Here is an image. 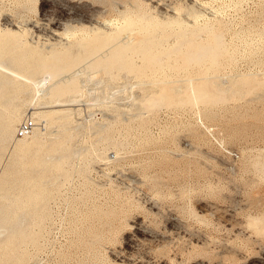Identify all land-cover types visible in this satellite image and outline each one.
Instances as JSON below:
<instances>
[{"label": "rangeland", "instance_id": "rangeland-1", "mask_svg": "<svg viewBox=\"0 0 264 264\" xmlns=\"http://www.w3.org/2000/svg\"><path fill=\"white\" fill-rule=\"evenodd\" d=\"M129 14L160 22L179 17L188 27L213 22L227 45L225 57L219 56L221 72L191 65L189 73L186 67L174 76L183 78L166 83L164 72L173 74L183 62L179 57L167 61L176 70L166 66L156 84L133 73L98 74L82 63L68 73H77L80 94L50 106L70 111L68 124L61 114L47 125L33 120L40 105L23 103L30 89L17 99L23 103L19 124L32 119L45 147L69 140L73 149L62 170L47 171L39 182L48 183L38 206L43 220L36 244L28 245L33 255L27 264H264V0H0V28L18 31L29 45L48 50L43 53L70 48L92 30L99 34L96 27L102 34L116 32ZM125 31L118 41L149 36L138 28ZM201 35L198 40L208 38ZM185 74L199 76L195 84L211 76V90L214 82L224 85L226 98L147 109L142 101L149 95L183 90ZM237 85L243 86L239 92ZM227 88L237 91L235 97ZM8 146L6 152L0 148L6 169L14 151L12 142ZM56 153L58 161L63 153Z\"/></svg>", "mask_w": 264, "mask_h": 264}, {"label": "bare ground", "instance_id": "bare-ground-1", "mask_svg": "<svg viewBox=\"0 0 264 264\" xmlns=\"http://www.w3.org/2000/svg\"><path fill=\"white\" fill-rule=\"evenodd\" d=\"M176 14H174L173 17L177 18L178 16ZM181 18L182 20H184L183 18L188 19L184 15ZM125 19H126V23L123 22L124 24L121 29L120 28L115 29L117 30L116 32L107 33L108 31L104 30L106 34H104L105 32H103L102 34L101 29L100 28L98 29V27H96L95 30H99L100 31L99 34L95 33V35H92L93 30L91 32V35L90 33L89 34L87 33L84 36L83 34H81L83 37L81 38L78 37L79 39H77L76 43L73 44L72 47L70 46L72 44L71 41V44L69 43L70 48H66V45L65 46L63 45L65 47L64 50H60L59 48H58L59 50L58 49H55L53 51L51 50L52 51L51 53L48 52L49 55H47L48 53L46 52H44L45 54L43 53L42 51L43 47L40 50L38 48L29 45L28 42H25L26 40L25 41L23 40L24 37L21 36V34L16 33L18 31L14 32L6 29L4 31L0 28V148L2 149V151L5 149L6 146L9 149L8 146L9 142H12L14 147L13 155L10 153L12 157L8 163L9 167L7 169L2 167L3 166L2 158L0 157V170H1L0 229H2V232L1 231L0 232L4 234V235L2 234L4 238L2 237V239H0V264H27L29 259L32 257L33 253L30 251L31 249L30 250L28 249L29 248L28 245L31 243L36 244L37 242V235L39 234V232L36 231L37 228L36 226H39L40 222H42L43 220V213L39 210L38 206L39 204L41 206L42 204L41 202L44 200V194L45 191L47 190V188L45 187L48 184V183L46 184L44 183L45 187L44 184L42 187L40 186L39 182L41 181L42 177L44 178V176H46L47 171L52 172V171L62 170L63 167L65 166V164L63 166V162L65 160L64 158L70 157V152L73 150L71 149V144H69L70 143L69 140H66L64 142H59L60 141L59 140L55 145L49 144L50 146L48 145V147H45L44 143H42L43 134H41L42 133V131L40 130L41 127H38L36 125H35L36 127H34V129L30 134L23 137H18L16 135L17 124L19 125V122L23 118L22 116L23 108L21 105H23L24 102H26V104L27 102L31 104L33 103L36 104V106L42 105L41 107H47L48 104L49 108L51 106V103H55V102L57 103L58 101L61 103L62 100H63L62 102L63 104H67L64 103V101L66 102V100H69L67 97L73 94L78 95L80 94V89L82 90V88H80L81 85H79L80 82H79V78L77 77V73L75 72L76 73L75 75L73 73V75L70 76L72 74V72L70 71L80 66L82 63H85L87 69L88 68L93 69L96 72L97 70L99 71L103 70L104 73H107V75L110 74L112 76L115 72L117 73L115 77L121 74V72L130 73V74L133 73L135 74L136 77L137 76H140L142 78L150 77V79L152 80V82L151 81L150 82L156 83L157 79L160 76L161 77L165 76L163 79H165V82L168 83V81L169 82L175 81V78H180V77L183 78L182 74L181 76L179 74V76L175 78L174 76H177L178 72L180 73L184 71V69L179 71V69L181 68L187 67L186 71L184 72L189 73L188 68H190L191 65H193L195 68L198 69L200 68V70H202L203 69L202 67L204 66L205 68L206 67L211 68V70L213 68L215 73H217L218 67H220L218 65L220 53L223 56L224 54L226 55V53H222V50L227 47L226 43H224L226 41V40L224 41L225 35H223V33L221 31H218L217 29L214 30L216 27L218 28L219 26L214 25L216 27L213 29L214 27L212 26L213 22L212 23L210 22L212 25H210V23H208L209 24L208 25L206 22H203V24L206 23L204 26L193 25L192 27H188V24L186 26L185 22H183L185 26L181 25L183 23H180L179 17L177 18V20L174 21L171 20L168 22L155 21L147 17L145 14H137L135 16L130 15L128 17H125ZM192 19L194 18L192 17ZM198 23L200 22L198 21ZM135 28L136 29L138 28L139 31H146V33H149V36L148 34L144 35L143 32L141 33L139 32L143 37L141 36L140 39H137L138 37L135 35L137 31H135ZM150 28L151 31L148 32L147 30L148 29L150 30ZM128 29L130 30L134 29V31L136 32L134 34L136 38L134 39L139 40L138 42L136 43L132 42V40H128L127 38L125 39H127L128 41L127 40H125V42L118 41L121 34L123 36L126 35L123 32ZM96 32L98 33V31ZM130 33H132V31ZM203 33L204 34L206 33L207 34L206 36L208 38L204 39L205 37H203L204 40H202V38L201 40L200 39L198 40V38L201 37L202 36L201 34ZM176 34L179 37L178 40L174 44H168L167 42H169V39H171V37H174L176 39L175 37ZM130 36L132 37V35ZM174 38L172 39L174 40ZM224 44L225 47H223ZM58 46L60 47V45ZM44 49L46 48L44 47ZM104 50L105 52H103ZM224 50L226 51V49ZM46 51L48 50L46 49ZM229 51L228 53H230ZM179 57L183 59L182 64L175 66L176 68H178L177 70L174 68L176 71H173L174 70L173 67H172L173 70H171L170 68L171 65L169 66V64L171 63L167 64V61ZM173 63H175V61ZM220 65L222 64L220 63ZM166 66H169L168 69H170L174 73L167 74L165 71L164 76L157 75L159 71L165 70V68H167ZM81 68L83 70L85 69L83 68V65ZM78 70L80 69H77V71ZM170 70L168 71L170 72ZM85 72L88 73V70H86ZM85 72L83 71V73ZM149 72L151 73L150 75L152 76L148 74ZM203 73L201 74L202 76ZM78 74H80V72H78ZM187 75L189 76V74H185L186 77ZM212 75L213 77H217L216 74H212ZM195 77H197L196 74ZM195 77L192 75V77L189 76L188 78L184 79L186 80L187 84L185 88L183 87L184 88L183 90L182 89L179 90L178 86L177 88L175 86V89L177 90L175 91L174 95L165 92L166 90L163 89L162 94L153 95V96L151 95V97H149L150 95L149 96L147 95L149 98L147 97V99H145V101L142 102L145 103V105L148 107V108L146 107L148 110L151 109L150 111L153 110L156 111L159 107L163 105L166 106L169 105L170 107V105L173 104H182V105L189 103L191 104L192 102L195 101L200 102V100L216 104L215 102L218 103L219 100H222L225 97V96L223 97V93L225 92L226 89V88L223 89L224 85L222 86V84L221 85L219 84L220 88H218L217 82H214L216 83L217 86L215 87V90L212 89L214 91L211 90V88L213 87L212 81H214L213 79L210 81L211 76L210 77L204 76L203 78H206V81L204 82L201 81L198 82L197 84L194 83ZM242 78H244V76ZM159 81L157 82L159 83ZM248 81H249L248 78L244 80V82H248ZM150 82L148 81L147 83L151 84ZM162 82L164 83V81ZM249 83L250 82H248V84ZM240 85H244V84L241 83ZM180 86L182 88V85ZM229 87L231 89L232 86L230 85ZM239 88L240 87L238 86L237 91L238 90L240 91V89H242L243 86L242 88L240 89ZM149 89L152 90V88ZM230 89H228V91ZM28 91L31 94L29 93L30 94L29 97L28 96L25 97L26 96L25 94ZM78 91L79 93H77ZM230 91H232L233 95L237 93V91L234 93V90H230ZM230 91L228 93H230ZM23 94L25 95L23 99V103L18 102L20 100L19 98L22 97ZM230 96L232 97V95ZM233 97H235V95ZM227 98L229 97L227 96ZM73 100L75 101V99ZM73 100L71 99L72 102ZM227 101L228 100L226 99V102ZM53 105L55 106L56 104ZM40 106L37 107L38 110L33 111L31 115V118L33 117V120H35L37 123L41 122V120L42 121L44 120L46 124L47 122H50L53 119L55 120L56 117H57L56 120H58V115L60 114L62 115V117H64L65 115L68 114L70 115L71 113L70 111L63 110L64 108L52 109L55 107H51L50 109L46 108V110H43ZM23 115L25 116L26 113ZM62 117L59 118L61 119ZM69 117L68 116L64 117L63 119L64 123L67 122L69 123ZM62 123L63 122H61V124L59 125L63 126L64 124ZM67 129L69 130V128ZM67 129L65 132H67ZM63 130H65V128ZM105 136L107 137L108 135ZM108 138L110 139V137ZM114 140L115 139H113V141ZM116 143H118V141ZM10 145L12 146V144ZM58 151H60L63 154L61 155L58 153V155H61V157L59 156L60 159L58 158V161H56L54 160V157H56L57 154L56 152ZM4 152H6V149L4 150ZM54 153L56 154L53 157ZM4 160L5 159H3V164L5 162ZM69 162L67 161V163L70 165ZM259 162L261 163L262 161ZM262 164L264 166V163ZM47 180L45 179V181ZM54 184L56 183L54 182Z\"/></svg>", "mask_w": 264, "mask_h": 264}, {"label": "built area", "instance_id": "built-area-1", "mask_svg": "<svg viewBox=\"0 0 264 264\" xmlns=\"http://www.w3.org/2000/svg\"><path fill=\"white\" fill-rule=\"evenodd\" d=\"M34 121L32 119H25L23 120L17 128V135L18 136H26L28 134H30L34 128Z\"/></svg>", "mask_w": 264, "mask_h": 264}]
</instances>
